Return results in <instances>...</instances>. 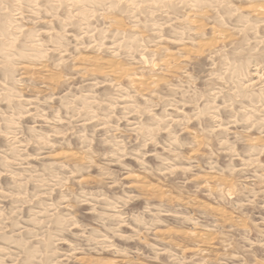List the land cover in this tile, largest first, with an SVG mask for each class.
I'll use <instances>...</instances> for the list:
<instances>
[{"label":"rangeland","instance_id":"1","mask_svg":"<svg viewBox=\"0 0 264 264\" xmlns=\"http://www.w3.org/2000/svg\"><path fill=\"white\" fill-rule=\"evenodd\" d=\"M260 5L0 0V264H264Z\"/></svg>","mask_w":264,"mask_h":264},{"label":"bare ground","instance_id":"2","mask_svg":"<svg viewBox=\"0 0 264 264\" xmlns=\"http://www.w3.org/2000/svg\"><path fill=\"white\" fill-rule=\"evenodd\" d=\"M62 3V2H61ZM110 3V2H109ZM141 7V6H140ZM145 7V6H144ZM251 11V12H254V13H256L257 15H259V16H261V17H264V6L263 5H260V6H253V7H250V8H248L247 9V11ZM197 13V12H196ZM188 16V15H187ZM190 17H187V19H190V23L191 24H193V26L195 25L197 28H198V31H200V30H202V31H204V29L206 28V26L204 25V23L201 21V20H199L198 19V15H195V14H192V16L191 15H189ZM108 17V16H107ZM245 27V26H244ZM208 29V28H207ZM212 29V32H213V36H215L216 38H218V40H227L228 38H229V36H228V34H226L224 31H220V30H218V28L216 29V27L215 28H211ZM119 30V29H118ZM197 30V29H196ZM86 32V31H85ZM197 33H199V32H197ZM196 33V34H197ZM141 35V34H140ZM107 41V40H106ZM228 42V41H227ZM104 43V42H103ZM132 43V42H131ZM194 45V44H193ZM198 45V50H196L194 47H189V46H185L184 45V47L181 49L186 55H191V54H197V53H203V47L205 48V46L207 45L206 43H198L197 44ZM15 46H17V45H15ZM182 46V45H181ZM196 46V45H195ZM211 46V45H210ZM209 46V47H210ZM155 50V49H154ZM206 50V49H205ZM50 53V52H49ZM40 55V54H39ZM41 56V55H40ZM50 56V55H49ZM94 57V56H93ZM186 57V56H185ZM192 58V57H191ZM182 59V58H181ZM181 59H180V57H175V56H173V55H171V54H169V55H167V57H165L163 60H162V65H163V69H166V72H168V73H172L173 71V69H177L176 68V66L175 65H173L172 64V62H173V60L174 61H181ZM114 60V59H113ZM189 60V59H188ZM185 61H187V59H185ZM81 62L82 63H84L83 65L85 66V65H89L90 67H91V69H90V71L91 72H94V73H97V74H99V75H103V76H106V77H116V78H119V80L122 78V76H128V75H130L129 73L131 72V71H133V69L130 71V70H127L126 69V67H124V68H122L121 66H120V64H118V63H115V62H106V61H98V59H95V58H81ZM180 64H182V63H180ZM23 65V64H22ZM32 65H33V63H32ZM38 65V64H37ZM178 65V64H177ZM152 67H153V65H152ZM161 67V66H160ZM30 66H24L23 68H22V70H24V72H26V71H28V70H30ZM33 68V67H32ZM61 68V67H60ZM128 68V67H127ZM41 70H43V68H40ZM129 69V68H128ZM160 69H162V68H160ZM46 70H48V69H46ZM45 70V71H46ZM130 71V72H129ZM40 72V71H39ZM52 72V71H51ZM41 73V72H40ZM43 73V72H42ZM47 72H45L44 74H46ZM50 73V72H49ZM48 73V75H50ZM93 73V74H94ZM132 74H133V72H131ZM167 73V74H168ZM26 74V73H25ZM136 74V73H135ZM26 76V75H25ZM46 77V76H45ZM47 77H49V76H47ZM51 77V76H50ZM131 77V82H132V84H133V86L134 87H136V88H143L144 89V87H150L151 85H153L154 84V86H155V84L159 81V80H156V79H154V80H152L151 82H148L147 80L148 79H146L145 77H138V76H136V75H131L130 76ZM130 77H127V78H130ZM145 78V79H144ZM154 78V77H153ZM115 79V78H114ZM149 79H151V78H149ZM48 80V79H47ZM50 80H53V79H51L50 78ZM45 81H46V79H45ZM49 81V80H48ZM54 81V80H53ZM120 82V81H119ZM117 84H118V81L116 82ZM52 84V83H51ZM153 87V86H152ZM53 88V87H52ZM133 89V88H132ZM140 89H138V90H140ZM147 91H148V89H147ZM138 92V91H137ZM140 92V91H139ZM138 92V93H139ZM141 93H142V91H141ZM144 93V92H143ZM154 101V100H153ZM155 102V101H154ZM188 129V128H187ZM200 139V138H199ZM198 142V141H197ZM256 142V141H255ZM259 142V141H258ZM68 155H69V153H68ZM71 156V155H70ZM75 156V155H74ZM75 158V157H74ZM77 158H78V156H77ZM79 159H81V158H79ZM73 161V160H72ZM76 163V162H75ZM218 176V175H217ZM215 177V176H214ZM214 181V178L213 177H211L210 176V178H209V180L208 181ZM216 181V180H215ZM225 183V182H224ZM144 184V183H143ZM146 186V185H145ZM150 186V185H149ZM160 187V186H159ZM145 188V187H144ZM147 188V187H146ZM150 190H152V189H150ZM147 191V190H146ZM154 191H156V192H159V193H161V191L159 190V189H154ZM151 192V191H150ZM150 192L148 191V194H150ZM144 194H145V192H144ZM158 196V195H157ZM142 197V196H141ZM154 197V196H153ZM129 200V199H128ZM222 212V211H221ZM223 216V215H222ZM224 217V216H223ZM227 217V216H226ZM208 234V233H207ZM191 235V234H190ZM192 236L195 238V239H200V240H202L201 241V245H202V247H204V246H209L210 245V238L207 236V237H203L202 235H201V233L199 232V233H193L192 234ZM201 247V246H200ZM195 248V247H194ZM199 248V247H198ZM197 248V249H198ZM204 249V248H203ZM201 250H202V248H201ZM199 251V249L195 252V254L197 253ZM201 255V254H200Z\"/></svg>","mask_w":264,"mask_h":264}]
</instances>
